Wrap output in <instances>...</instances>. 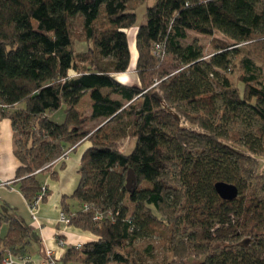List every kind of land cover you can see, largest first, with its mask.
I'll return each instance as SVG.
<instances>
[{"label": "trees", "instance_id": "16d2710c", "mask_svg": "<svg viewBox=\"0 0 264 264\" xmlns=\"http://www.w3.org/2000/svg\"><path fill=\"white\" fill-rule=\"evenodd\" d=\"M131 2L0 0L1 115L21 137L22 196L34 200L42 187L36 174L87 142L62 212L95 240L67 249L61 264H182L193 257L198 264H264V167L257 161L264 159V0H154L135 34L139 85L126 86L112 74L130 65ZM77 25L87 44L80 53ZM189 32L227 42L215 41L218 51L205 60L195 42L182 43ZM84 94L89 115L76 110ZM62 106L56 124L49 116ZM126 138L133 145L122 153ZM130 169L132 193L125 188ZM219 181L237 188L236 199L218 197ZM47 195L46 188L41 202ZM0 222L8 225L2 264L7 255H26L28 230L1 213ZM153 237L160 261L151 244L139 246Z\"/></svg>", "mask_w": 264, "mask_h": 264}, {"label": "crops", "instance_id": "0c3cea01", "mask_svg": "<svg viewBox=\"0 0 264 264\" xmlns=\"http://www.w3.org/2000/svg\"><path fill=\"white\" fill-rule=\"evenodd\" d=\"M136 61L137 50L134 42L133 55L130 54L129 68L123 73L112 74L113 79L126 86L139 85V78L135 71ZM62 107L64 108V106ZM76 110L85 115L90 114L91 104L86 94L81 98ZM88 147L89 144L86 142L72 148L67 159L36 174L40 186L47 188L48 195L34 210L35 219H33L27 207V202L20 192V179L17 178V171L21 164L16 156V132L8 115L1 118L0 213L6 218L18 220L27 228L26 255L29 257L30 264H43L47 250H51L61 262L67 249L77 244L82 245L95 240L94 235L90 232L62 223L59 219V215L63 211V197L71 196L74 192H72L75 187L72 174L76 173L79 180L77 171L80 159ZM59 167L60 171H58ZM71 211L75 212L72 209ZM7 228V223L0 222V237L6 234ZM59 240L64 242L62 246H59Z\"/></svg>", "mask_w": 264, "mask_h": 264}, {"label": "rangeland", "instance_id": "374dc122", "mask_svg": "<svg viewBox=\"0 0 264 264\" xmlns=\"http://www.w3.org/2000/svg\"><path fill=\"white\" fill-rule=\"evenodd\" d=\"M134 5V13L136 15V22H135V26L131 29L128 30L127 32V38H128V45H129V51L130 54L133 55V49H134V42H135V33L137 28L145 23V19H146V8L149 6H152L154 4V0H132L131 2ZM73 32H74V38H75V42H74V48L77 52H83L86 50V42L83 41L84 38L82 37V32H81V28L80 26H74L73 27ZM188 39L183 41L182 43L184 45L186 44H190L195 42L198 46H200L202 48V52H203V59L205 60H209L210 57L216 52L218 51V49L216 48V46L214 45L215 41H223V42H227V40L220 34H215L212 37L209 36H204V35H199L193 32H189L188 33ZM134 58V56H133ZM133 62V61H132ZM221 73H224L223 70L220 71ZM225 74L227 75L228 78H230L233 82L237 81V77L238 74L236 72H234L233 70L230 71H226ZM140 102L137 101L136 103ZM57 112V113H56ZM50 120L53 121L56 124H60L63 122L64 120V108L61 107L59 110L53 112L50 116H49ZM95 126L94 123H89L87 125L88 129H92ZM17 135V139H20V135L18 134V132L16 133ZM264 144V142H263ZM133 145V141L129 140L128 138L124 139L123 141H120L118 144V149L120 152L122 153H126L130 150V148ZM257 161L259 162V164L261 166L264 167V159L262 158H258ZM58 171H60V167L58 168ZM69 174V173H68ZM67 174V176H68ZM72 180L73 183L75 184V187L73 188L72 192L75 190L76 186H77V182H78V177L76 175V173L72 174ZM69 177V176H68ZM70 178V177H69ZM70 205V208L72 210H76V201L69 198L68 202ZM1 207V206H0ZM148 244H151L154 247L153 250V259L154 260H158L160 261L163 257V252L160 248V244H159V240L155 237L150 238V239H144L142 241L139 242V246L141 248H144L145 246H147ZM178 260V259H177ZM202 259L201 258H189V259H183L182 261H180V263L182 264H198L200 263ZM178 262V261H177ZM179 263V262H178ZM67 264H79V263H67Z\"/></svg>", "mask_w": 264, "mask_h": 264}, {"label": "built area", "instance_id": "2783aa9c", "mask_svg": "<svg viewBox=\"0 0 264 264\" xmlns=\"http://www.w3.org/2000/svg\"><path fill=\"white\" fill-rule=\"evenodd\" d=\"M160 49H161L160 45L156 44L154 47V54L159 55ZM3 108H4V106L2 104H0V122H1V118H2L1 113L3 112ZM71 151H72V148H69L67 150H63V152L61 153V155L58 158L47 163L42 168V170L51 168L53 165L57 164L58 162L67 159L68 155ZM35 173H37V172H35ZM45 191H46V187L42 186L41 191L39 192V194L37 195V197L34 200L26 201L27 207H28L29 212L31 214V217L33 219H35L34 210L41 203L42 198H44ZM85 210H86V208H85ZM59 219L62 223H65V224L69 223V218L63 212L60 213ZM95 219H100V217H96ZM58 244H59V246H62L64 244V242L62 240H59ZM74 248L76 250H79L81 248V245L77 244L74 246ZM2 264H30V261H29V257L27 255H22V256H18V257H13L11 255H7L3 259ZM43 264H61V262L59 261V259H57L55 257L54 253L51 250H47L46 251V259H45Z\"/></svg>", "mask_w": 264, "mask_h": 264}, {"label": "water", "instance_id": "95a60500", "mask_svg": "<svg viewBox=\"0 0 264 264\" xmlns=\"http://www.w3.org/2000/svg\"><path fill=\"white\" fill-rule=\"evenodd\" d=\"M136 187V177L133 170H128L125 178V188L127 192L132 193ZM214 190L218 197L224 201H232L236 199L238 192L233 184L219 181L214 184Z\"/></svg>", "mask_w": 264, "mask_h": 264}]
</instances>
